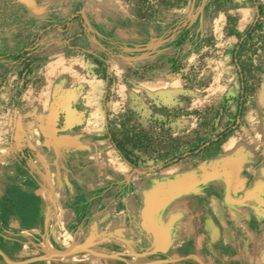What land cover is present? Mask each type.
Listing matches in <instances>:
<instances>
[{"label":"crops","instance_id":"crops-1","mask_svg":"<svg viewBox=\"0 0 264 264\" xmlns=\"http://www.w3.org/2000/svg\"><path fill=\"white\" fill-rule=\"evenodd\" d=\"M118 51L119 95L180 87L166 65L126 78L158 59L151 42ZM43 75L0 111V219L3 203L26 204L12 208L0 264H264V89L218 159L143 171L107 136L105 79L61 51Z\"/></svg>","mask_w":264,"mask_h":264},{"label":"rangeland","instance_id":"rangeland-1","mask_svg":"<svg viewBox=\"0 0 264 264\" xmlns=\"http://www.w3.org/2000/svg\"><path fill=\"white\" fill-rule=\"evenodd\" d=\"M258 16L253 0H0V111L18 105L28 84H43L50 51H61L107 82V136L122 140L134 163L112 141L133 169L213 162L249 100L264 89V13L263 26L235 55ZM147 41L162 50L158 59L129 67L126 78L166 65L180 87L119 95L111 56ZM3 204L0 237L6 239L12 208L26 204ZM34 242L44 247L43 238Z\"/></svg>","mask_w":264,"mask_h":264},{"label":"trees","instance_id":"trees-1","mask_svg":"<svg viewBox=\"0 0 264 264\" xmlns=\"http://www.w3.org/2000/svg\"><path fill=\"white\" fill-rule=\"evenodd\" d=\"M140 2H143V0H139ZM256 4H257V12L259 14V16L257 17L256 19V23L251 25L250 28L247 30L246 32V37L241 40L238 44V48L235 50V55L238 56L242 50V47L243 45L245 44L246 40H248L252 34L257 30V29H260L263 24H262V21H261V16L262 14L264 13V0L262 2H260V0H253ZM147 12H145L146 14ZM145 14H142V17L145 15ZM150 14L149 12L147 13V15ZM246 70V64H243L240 69H239V74L242 76V78L244 77V71ZM245 86H243V92H245ZM112 140L116 143L117 147L119 150H121L124 154H125V158L131 162V163H134V160L129 152V150H127L123 144H122V140L121 141H117V139L115 138V136H112Z\"/></svg>","mask_w":264,"mask_h":264}]
</instances>
